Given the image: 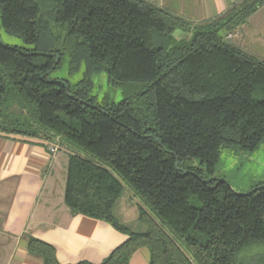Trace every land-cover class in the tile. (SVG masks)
<instances>
[{
    "label": "trees",
    "instance_id": "16d2710c",
    "mask_svg": "<svg viewBox=\"0 0 264 264\" xmlns=\"http://www.w3.org/2000/svg\"><path fill=\"white\" fill-rule=\"evenodd\" d=\"M263 4L240 0L178 40L190 22L149 0H0V27L32 45L0 40V131L68 147L66 207L127 235L100 263L75 264H128L142 247L149 264H245L242 252L264 245V185L202 180L222 150L264 141V59L231 39ZM64 62L84 67L73 86L50 80ZM101 72L125 89L119 102L90 94ZM126 188L144 230L114 213ZM27 238L43 264H62Z\"/></svg>",
    "mask_w": 264,
    "mask_h": 264
},
{
    "label": "crops",
    "instance_id": "0c3cea01",
    "mask_svg": "<svg viewBox=\"0 0 264 264\" xmlns=\"http://www.w3.org/2000/svg\"><path fill=\"white\" fill-rule=\"evenodd\" d=\"M149 1L199 24L223 15L240 0ZM262 11L264 4L231 34V39L255 36L264 42ZM235 44L264 59V52L253 50L242 41ZM49 144L45 139L0 131V264H43L39 256L28 252V235L52 244L62 264L84 260L100 263L127 238L108 222L74 214L66 207L70 149L61 146L53 154ZM126 189L129 195L125 199L122 195L114 213L130 226L138 219L140 199L130 188ZM149 259L148 248L142 247L128 264H149Z\"/></svg>",
    "mask_w": 264,
    "mask_h": 264
},
{
    "label": "rangeland",
    "instance_id": "374dc122",
    "mask_svg": "<svg viewBox=\"0 0 264 264\" xmlns=\"http://www.w3.org/2000/svg\"><path fill=\"white\" fill-rule=\"evenodd\" d=\"M261 13L264 15V11ZM262 21H264V17ZM253 23L254 22L250 23L252 29L254 26ZM195 25L197 24L190 23V29L178 28L174 32V37L178 40L190 38ZM256 28H258V26ZM0 40L3 44H8L10 46H32L25 44L21 38L6 33L1 27ZM232 41L234 43L242 41L247 47L257 50L258 52H264V42H260L255 36H246L242 39L235 37ZM83 76L84 67L72 74L69 72L68 62H64L59 69L51 72L50 80H54L55 78H59V80L66 79L73 86L83 78ZM92 81L93 86L90 94L95 96L98 102L103 103L106 98L110 101L119 102L124 97L125 89L122 86L111 84L106 73L101 72L93 74ZM64 148L69 149L68 147ZM194 164L198 166V160H196ZM214 177L223 178L229 183L233 190L239 193H246L261 183L264 185V141L254 151H242L232 148L222 150ZM123 195L124 199L127 198V195H129L127 189ZM139 203L141 202L137 201V204ZM192 203L195 205L197 204L195 200H192ZM130 226L129 227L135 231L144 230V226L138 219L132 221ZM240 259L243 260L245 264H264V245H256L247 248L240 255Z\"/></svg>",
    "mask_w": 264,
    "mask_h": 264
},
{
    "label": "built area",
    "instance_id": "2783aa9c",
    "mask_svg": "<svg viewBox=\"0 0 264 264\" xmlns=\"http://www.w3.org/2000/svg\"><path fill=\"white\" fill-rule=\"evenodd\" d=\"M49 149L53 154L57 153L59 149L58 142H50Z\"/></svg>",
    "mask_w": 264,
    "mask_h": 264
},
{
    "label": "water",
    "instance_id": "95a60500",
    "mask_svg": "<svg viewBox=\"0 0 264 264\" xmlns=\"http://www.w3.org/2000/svg\"><path fill=\"white\" fill-rule=\"evenodd\" d=\"M58 60H59V58L56 59V62H58ZM49 73H50V70L47 71L45 75H48ZM43 76H44V75H42L41 78H43ZM64 83H65V82H64ZM65 84H66V83H65ZM54 142H57V141H54ZM176 166H177V168H178V161L176 162ZM213 178L223 179V178H219V177H210V178H208V179H202V180H203V182H210V181L213 180ZM223 180H224V179H223Z\"/></svg>",
    "mask_w": 264,
    "mask_h": 264
}]
</instances>
